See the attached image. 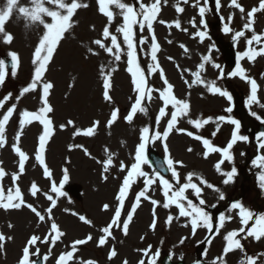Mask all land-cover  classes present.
I'll use <instances>...</instances> for the list:
<instances>
[{"label":"snow or ice","instance_id":"snow-or-ice-1","mask_svg":"<svg viewBox=\"0 0 264 264\" xmlns=\"http://www.w3.org/2000/svg\"><path fill=\"white\" fill-rule=\"evenodd\" d=\"M162 2L167 3V0H152L151 3H144L143 0H134V3H126L123 0H97L98 12L106 17L107 23L102 29L101 38H97L92 41V43L99 49L103 50L109 56H111L114 62H119L122 56H126L127 60V72L131 76V83L133 85V91L135 93V99L133 100L128 114L124 117V120L131 124L137 113H142L147 115L148 108L146 103H150L153 98V93L158 94V98L162 101V107L159 109L158 116L156 117L157 128L153 130L150 126H145L141 130V135L139 137V143L135 148V154L133 161L129 165L125 164L123 161L119 162V170L126 172L122 179V183L119 187L118 193L115 196L117 205L114 209V214L110 222L101 229L103 233L97 241L98 247L105 246L109 239H115L113 235L114 229H120L124 236L129 234V226L133 221L134 214L137 208L141 205V201H149L153 205V219L149 225L151 230H155L157 227L156 218V207L162 206L165 209H169L175 206L179 210V217L189 218V223L191 227L192 235H195L198 228L207 229L209 236L207 238V243L211 244L213 238V232L219 234L220 228L224 226L227 220H231V216L221 215L219 217L218 226L214 228V221L212 215L205 210L203 207L205 205V200L202 197V187L194 182L195 173H188L185 182L181 184L180 174L177 171V166L184 167V163L181 160H174L171 156L168 146V138L170 133L176 129L178 132L185 133L189 137H193L197 141L202 142V146L205 149L203 155L205 158L211 153H220L222 159L216 162L215 169L220 172L221 165L227 161L234 162V154L232 149L238 141L247 142L249 140L248 136L240 135V122L231 118V116L220 115L215 119L218 122H227L234 125V131L231 134L230 142L225 147L214 146L212 141L208 138L202 137L201 135H196L192 131H187L185 129L176 128L179 120L181 118L187 117L190 114L191 104L189 100L180 99L174 94V85L169 82L163 67L161 66L158 53L161 50V45L156 37L154 24L159 22L160 24H166L168 28L175 27L183 32H187V28H183L179 20L173 22H166L163 19H159L161 13ZM184 4H188L189 0H182ZM31 7L19 6L18 0H6V5L0 8V42L11 45L14 40L13 34L7 32L5 29L6 21L13 15L14 10L18 13V19L25 20V28H29L32 24H39L43 26V33L41 34L37 45L34 47L32 64L35 65L34 75L31 82L22 88L19 95L16 97L17 102L25 94L33 92L38 86L42 89L41 103L42 106L37 111L24 110L20 113L19 119V131L15 135L14 143L11 145L12 150L18 157V171L11 173L12 186L5 190L3 185V180L9 175L3 167V161H0V210L11 211V210H21L22 208L29 209L41 223H48V231L43 236L31 235L25 242L22 248L21 256L17 261V264H46L49 260L52 249L56 246L57 242H62V238L66 236V233L61 229V226L56 222L53 217V210L57 207V199L59 197H66L67 193L62 191L65 184L68 183L70 179V172L67 167L62 170V179L59 185L52 180L50 192H45L43 195L50 202L49 206L42 212L32 203L25 200L24 194L21 191L19 184L17 183L21 176L25 173V165L29 159L28 154L22 150L21 147V137L24 132L26 125L33 122H39L42 125V133L38 137V147L35 153V160L43 168V175L51 180L52 172L49 169L46 160L45 152L46 145L55 133V127L53 120L49 116L50 113L54 111L53 106L49 103L50 90L53 89L54 85L51 82L44 80V73L47 71L48 65L53 60V57L63 39H65V34L70 33L77 23L74 20V16L77 11L81 8H87L88 4L82 3L81 0H30ZM46 5H54L55 7H49ZM138 5V7H137ZM112 6L119 9V15L122 17V24L115 29V33L111 31V25L117 15L112 10ZM198 9V15L200 17L199 25L195 18H192L190 23L193 28L198 30L193 34L194 38H199V41L203 43L205 39H211L208 36L207 28L208 24L205 19L206 14L212 11L210 7L209 0H195L192 5ZM222 7L221 0H215V10L218 12ZM229 7L237 9L242 15V18L246 20L243 24L241 30H234L231 27V21L234 18V14L227 18V22L224 23L223 31L225 33H232L233 41L238 42L241 38H245L247 48L245 51L237 53V62L235 70L231 71L227 75L231 77H239L241 80L246 81L250 85V96H249V107L253 104L259 105L260 108H264V103L258 96V91L260 86L258 85L256 79L248 75L247 70L241 65L240 61L247 59L250 62H255L258 57H264V32L257 33L255 30V22L257 13H264V0H259V5L257 7L251 8V10H246L245 7L239 2V0H230ZM177 13H183L185 11L184 7L179 4L175 8ZM45 17L50 18L51 22H46ZM223 20L224 17H221ZM147 28L149 31V36H140L137 39V30L143 33L144 29ZM202 29V30H201ZM246 33H251L250 36ZM119 34V35H118ZM122 35V40L120 36ZM169 44L172 43L171 40L167 41ZM145 44L149 45L148 52L145 53L147 57L150 58V63L147 65V72L139 62L138 46H143ZM255 45V47H254ZM180 48L183 49L185 53H188L190 49L184 45L180 44ZM217 50L216 46L212 44L207 54L202 56L201 62L198 64V71L191 73L195 80L188 81L185 80V84L189 88L193 84H200L205 87L209 93L213 95H218L225 98L229 106L224 109L226 113H232V94L222 87L217 85L216 80L206 81L203 78L202 73L206 70V65L211 64L214 68L219 69L218 79L225 78L224 69L220 64L214 62L212 57V51ZM87 51L92 55H99V52L95 51L92 47H88ZM11 59V76L15 77L20 66V56L16 51H11L8 53ZM171 61L173 57H168ZM179 68V65H177ZM116 69L112 68L110 72H103L104 76L102 82V97L103 100L109 104H114L113 96L110 94L113 88L111 72H115ZM190 71V70H189ZM159 73V76L163 82L162 88H154L149 84V75H154ZM9 75V64L5 59L0 58V87H3L6 82V77ZM12 93H8L2 99H0V109L5 107V104L11 100ZM171 107L172 111L169 114L167 111ZM16 112V104L13 103L7 108L6 112L0 117V148L7 146L8 141L6 137V126L9 124L10 119ZM170 118L167 121L166 129L161 132L158 129L160 120L165 116ZM252 115L262 123H264V118L258 115L255 111ZM120 118V109L118 107H113L110 113V117L106 122L107 128H112V126ZM213 120L212 117L202 118V119H189V123L194 126L195 129L200 130L204 125L210 123ZM100 126V121L95 120L92 122L91 126L86 128H78L75 121L69 119L66 124H61L59 127L61 130H65L67 127H72L74 129L72 135L84 136V137H94L97 134V129ZM219 131V124L217 125L216 132ZM216 132H213L215 136ZM160 141L163 144L164 152L167 154V159L165 161L166 171L171 173V179L166 178L161 174L159 170L153 168L152 173L144 171V165L151 166L153 162L150 161L147 155V148L150 143H155ZM258 147L264 150V132H261L257 137ZM69 149H80L86 156L96 160L92 153L81 144L69 145ZM189 152L193 151L192 148L187 149ZM107 158L104 160H97V163L101 164L102 167V179L107 181L109 178L110 170L116 166L114 156L115 154L109 149H105ZM253 165L261 169L258 180L260 188L264 189V155H258L252 161ZM222 175L226 176L223 181L224 184H229L235 181L238 175L237 169L235 167L231 168L228 172H222ZM140 178H143V188L140 190L136 196L135 201L131 206V209L126 213V218L122 221L121 216L125 206V200L128 193L134 183ZM174 181V182H173ZM159 184L165 198V202L157 201L152 199L148 195L152 186ZM200 183L206 185L208 188L213 189L219 193V199H225L224 193L221 192L211 183H208L203 178H200ZM179 185V187H177ZM192 190L194 196L198 198L199 203H194L192 199H189L186 195L188 190ZM40 188L35 182L31 183L30 194L32 197H36L40 192ZM53 194H58L54 197ZM108 204L103 205V210L107 211L109 209ZM231 209H237L238 215L240 217L241 227L237 230L229 231L226 236H224L225 247L220 256L216 257L213 264H227L225 257L228 253L240 250L245 253V258L240 261V264H257L258 259L264 256V253H258L255 256L246 255V250L242 244V239L252 238L255 241H260L264 239V214L256 215L246 207L241 202H234L231 205ZM67 211V209L65 210ZM72 215L78 216L79 220L84 224L91 225L92 221L84 215L73 212ZM174 217L169 215L167 217L166 223L171 225ZM251 226H249V222ZM188 226L187 224L185 225ZM9 228L13 227L9 223ZM243 234V235H242ZM13 237L6 236L3 232H0V252H3L5 244L12 240ZM185 238H182L180 243L183 244ZM93 240L91 234L87 235L83 239H76L72 241L66 247L69 249L60 253L56 259L55 264H73L76 254L79 251L78 246L86 245ZM38 244L49 245L48 252L41 256ZM32 249H35L33 251ZM144 257L147 259H140L137 264H157V259L160 257V252H152L151 248H146L140 250ZM151 253V255H149ZM118 255L116 247L113 245L110 247L108 259L112 260ZM206 255V253H205ZM35 257V259H33ZM180 260L183 261V256L181 255ZM80 264H97L94 260H82ZM123 264H128L127 260L123 261ZM195 264H203L202 260H197Z\"/></svg>","mask_w":264,"mask_h":264},{"label":"rangeland","instance_id":"rangeland-1","mask_svg":"<svg viewBox=\"0 0 264 264\" xmlns=\"http://www.w3.org/2000/svg\"><path fill=\"white\" fill-rule=\"evenodd\" d=\"M173 1L174 4L172 5ZM81 2L88 4V7L81 8L77 11L74 16V20L77 23L73 29L70 30V33L65 34V39L61 41L43 77L45 81L51 82L54 85L48 97L49 103L54 109L51 119L53 120L56 132L50 147V152L48 153L49 159L47 162L52 172V178L50 180L43 175L42 166L35 160L38 137L42 132V126L31 123L25 126L21 137L22 150L28 154L29 159L25 165V173L17 183L24 194L25 200L32 203L43 212L50 204L43 193L50 192L52 180H54L57 185L59 184L62 179V170L67 167L70 172L69 180L83 186V201L78 204L67 197H60L57 199V207L53 210V217L61 226V229L66 233V236L62 238V242H57L56 246L52 249V253L56 256L67 251L69 249L66 245H69L76 239H83L91 234L93 240L88 244L86 249H79L76 261L73 264H80L82 260L89 259L96 261L97 264H123L124 260H127L128 264H134L136 261L135 257L138 259L141 255L140 250L149 247L153 250L159 247L165 254H168L166 251L169 247L166 245L165 241L161 243L163 239L161 229L164 224L163 218L160 221L161 227L158 228L157 232L149 233L146 227L150 215L146 208L140 212L141 215L139 214L138 222H136L137 224L134 225L128 237L121 238L118 235H114L115 239H109L107 245L101 248L95 245L97 244L98 238L103 234L101 229L107 221V215H111L116 205L115 196L118 193L119 186L123 179L121 174L124 175L125 173L119 170V162L123 161L125 164L131 165L135 148L139 143L141 130L145 126H150L153 130L157 128L156 117L162 105L160 102L148 103L146 104L148 108L147 115L140 113L131 124H125L118 120L112 128L109 129L106 127L111 108H122L123 106L129 105L134 95L133 85L131 83V76L127 72V57L122 56L119 62H114L111 56L92 43L93 40L101 38L102 29L107 23L106 17L98 12L97 0H81ZM123 2L131 4L130 0H123ZM180 2L181 0H167L164 11L166 15L165 21L169 22L171 20L170 22H173L179 20L182 27L187 28V21L185 20L187 15L191 16L194 14V9H190V6L193 5L194 2L189 0L187 4L189 12L184 11L183 13H178L179 16L174 9L178 4L184 7ZM258 2L259 0H251V3L246 4L245 9L249 10L251 4H258ZM18 4L19 6L31 7L30 0H18ZM5 5L6 0L0 1V8H3ZM46 6L55 7L54 5ZM112 10L117 13L110 29L115 33V29L121 25V21L119 9L112 6ZM226 14L227 18L231 15L229 12ZM261 16L262 14L256 17L257 20L260 21ZM238 18L241 21H246L242 18L240 13L238 14ZM45 20L46 22H51L50 18L45 17ZM5 29L7 32L13 34L14 40L11 45L0 42V52L16 51L19 53L20 66L15 80H18L19 83L21 82L19 86L22 89L27 86L33 78L35 69V65L32 64L33 51L44 29L43 26L38 23L32 24L26 29L25 20L18 19V13L15 10L8 22H6ZM191 34H193V31L189 29L187 32H183L181 30L174 31L173 28H170L168 31H161L159 36L165 44V53H163L166 57L175 56L177 58L179 55H181V57L186 56V58H189L186 60L187 63L195 69L201 62L202 56L207 54V47L211 46V43L202 45L200 50L194 49L197 41L193 40L194 38ZM120 39L122 40V35ZM168 40H171L172 43L169 44L167 42ZM186 41L188 43H186ZM180 44L187 45L190 51L188 53H183ZM88 47H92L95 51L99 52V55L90 54L87 51ZM144 62L147 64L148 60L144 59ZM165 62H167L168 70L173 72L171 76L169 74V79L171 81L174 80L177 84L179 95L182 96L181 98L189 100L191 104L190 114L182 118L180 129L196 132L197 135L198 133L204 135V126L200 130H197L188 122L189 119H202L206 114H209V112L206 111L209 107L207 102L224 104L221 103L218 98H213L207 89L195 91L194 93L181 90L180 88L184 83L181 74L182 71L177 67V64H169L166 58ZM190 62H194L195 64L193 63L192 65ZM181 65L184 70L186 67L183 64ZM191 67L187 66V70H190ZM112 68L116 69L115 72H111L113 88L110 94L113 96L114 104H109L104 101L102 97V82L104 78L102 70L103 72H110ZM257 69L258 65L251 68L250 71L256 74L258 73ZM259 75L264 82V71L259 72ZM152 77L157 83V75L154 74ZM215 77L214 75V78ZM180 78L182 83L180 82ZM241 89L245 91L246 87L241 86ZM41 96L42 89L38 86L35 91L25 94L18 102L16 98L11 99L7 107L0 111V117H2L8 107L13 103L16 104V112L10 119H13L12 124L9 121V124L6 126L8 144L4 148H0V161H3V167L6 172L9 173L3 180L5 190L12 186L10 174L18 171V157L12 150L11 145L14 143L15 135L19 131L20 113L24 110H38L42 106ZM261 103H264V90ZM213 106L217 108L218 104L213 103ZM251 108L264 118V108H260L259 105L255 104H253ZM171 111L172 109H170V112L168 111L169 114ZM169 118L170 115L160 120L158 125L159 130H161V126L168 121ZM69 119L75 121L78 128L89 127L95 120L100 121V126L94 137H73L72 133L74 129L72 127H67L65 130H61L59 127L61 124H66ZM212 129L214 130L213 127ZM214 141L217 140L215 139ZM177 143L180 144V150V147L176 148ZM246 143L247 142L244 144ZM72 144L83 145L92 153V156H94L96 160L86 156L80 149L70 150L69 145ZM192 144L195 146L194 143L186 141L184 137H175L170 144L176 158L184 163V167H180L184 172L182 178L183 182H185L188 173H195L194 182L201 186L206 194L210 193L214 198H219V193L201 184L200 178H203L223 192L219 180L222 179L224 175H213L211 171H208L209 167H206L202 160L195 157L193 151L189 152L187 150L188 148L193 149V147H191ZM247 145L248 144H246V148ZM106 148L115 154L114 160L116 166L110 170L108 180L104 181L102 179L103 173L101 164L96 161L107 158L105 152ZM245 154L246 149L243 153L246 157ZM128 157H130L129 161H131L126 163V158ZM230 163L233 164V161ZM229 166L230 169L233 168L232 165ZM260 171L261 169H259L257 173H260ZM32 182H35L41 190L36 197H32L30 194ZM158 188L159 184L157 183L156 187L152 190L153 195H159V190H156ZM53 195L56 197L58 194ZM153 199L157 200L156 197H153ZM104 204L110 206L105 213L102 212ZM160 208H162V206ZM66 209L67 211H65ZM73 212L86 216V218L92 221V224H84L79 220L78 216L72 215ZM9 223L12 224L13 227L9 228ZM186 224L188 225L187 227L185 226ZM48 227V223L39 222L38 218L27 208L11 210L9 212L6 211V214L4 210H0V232H3L6 236L13 237V239L8 241L7 245L4 246L3 252H0V264H16L20 249L24 247L26 239L33 234L43 238L48 231ZM189 230L188 220L182 218L174 219L170 226L166 225V231L165 228H163V232L165 231L166 234L170 236L171 244L177 249L173 252L175 253V261H181V255L183 256L184 263H192L195 261V256L192 251H194L196 245L200 243L205 228H201L200 233L195 236H193ZM185 237L184 243L181 244V239ZM145 238L147 240H145ZM113 245L116 247L117 251L119 246L124 248L132 246L134 249L133 251H127L125 253L119 251V258L111 262L106 259L105 255L108 252V248ZM39 246L42 248V252L45 254L48 252L49 245L40 244ZM223 249L222 240H217L216 244L209 250L211 255L210 262L218 257ZM51 264H53V260Z\"/></svg>","mask_w":264,"mask_h":264},{"label":"bare ground","instance_id":"bare-ground-1","mask_svg":"<svg viewBox=\"0 0 264 264\" xmlns=\"http://www.w3.org/2000/svg\"><path fill=\"white\" fill-rule=\"evenodd\" d=\"M192 92H195V87L190 88Z\"/></svg>","mask_w":264,"mask_h":264}]
</instances>
